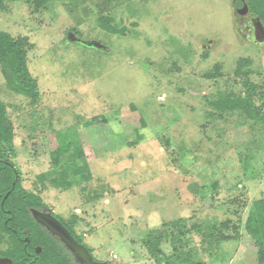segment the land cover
Returning <instances> with one entry per match:
<instances>
[{"label":"rangeland","instance_id":"374dc122","mask_svg":"<svg viewBox=\"0 0 264 264\" xmlns=\"http://www.w3.org/2000/svg\"><path fill=\"white\" fill-rule=\"evenodd\" d=\"M232 1L241 3L50 0L34 9L0 0V31L25 39L38 93L33 101L9 90L0 69L13 129V153H4L21 187L72 222L95 259L257 264L245 235L219 238L234 237L250 202L264 197V122L217 103L248 95L264 117V44L247 39L248 17L236 19ZM101 17L123 33L104 29ZM62 171L65 188L52 182ZM149 236L160 238V252Z\"/></svg>","mask_w":264,"mask_h":264},{"label":"trees","instance_id":"16d2710c","mask_svg":"<svg viewBox=\"0 0 264 264\" xmlns=\"http://www.w3.org/2000/svg\"><path fill=\"white\" fill-rule=\"evenodd\" d=\"M33 3L34 9H39L44 6L50 0H29ZM247 1V0H246ZM245 1V2H246ZM262 11L260 13L251 12L256 17L259 18L260 22L264 26V0H260ZM247 4V2H246ZM261 10V9H260ZM109 17L99 18L104 29L113 33H123L122 28H116L110 22ZM25 39L19 38L14 39L10 34L0 31V69L1 74L6 82V86L9 90L14 91L23 96L30 97L33 101L38 98V93L36 91L37 84L35 80L29 74L26 65V52H25ZM244 61L249 63L248 59H240L239 62ZM249 70L247 69L243 72L244 75L248 74ZM236 74L242 75V72L238 70ZM246 84V82H245ZM250 84H246L248 86ZM223 100V101H222ZM223 111L229 110H240L243 114L250 119L263 121L264 117L261 114L259 108L255 107L250 96L243 97H222L217 103H221ZM216 103V104H217ZM227 103L228 106L226 105ZM226 108V109H225ZM222 111V110H221ZM13 129L11 121L7 118L5 113V105L0 101V242L2 241L3 232L7 231L9 228L7 226H13L19 229L18 223L25 222L29 219L28 217V207L39 205L43 203L41 197L33 192L26 191L21 187L19 182V172L13 162L7 158V155L4 153V149L9 150L13 153ZM60 154H52V160L54 165H58V159ZM1 163L5 164L8 170L2 169ZM4 170V172H3ZM81 169L74 170L73 174L78 173ZM52 182L54 186H60L65 188L69 186L68 174L66 171H62L60 177L53 178ZM12 183L14 186L12 187ZM6 192H9L7 197L4 198ZM3 200V201H2ZM3 202V203H1ZM6 209L10 210V215L12 217L7 219L9 214L5 211ZM246 215L242 220L241 224L237 222L236 226L233 225V229L236 231L234 237L227 234H221L219 236L220 240L236 239L240 238L241 235H245L244 238H248L251 244L255 248V261L257 264H264V197L254 199L246 208ZM5 221L7 223L5 224ZM207 229L211 231V234L214 233L213 230L217 226L212 222H207ZM223 227H227L228 223L224 222ZM239 225L243 232H239ZM67 226L72 229L74 224L68 222ZM196 226V225H194ZM187 228V226H185ZM199 228V225L196 226ZM188 229V228H187ZM150 237V236H149ZM150 239V240H149ZM147 240L148 247H153L155 253L160 252L158 241L159 237L152 241L150 237ZM17 249V247H15ZM14 253V251H12ZM91 252V250H90ZM11 253V252H9ZM173 261L177 262L176 264H185V262L190 261L191 259L188 256L185 258H180L178 254H172L170 256H164V264H172ZM193 264H202V263H193Z\"/></svg>","mask_w":264,"mask_h":264},{"label":"flooded vegetation","instance_id":"af4514ba","mask_svg":"<svg viewBox=\"0 0 264 264\" xmlns=\"http://www.w3.org/2000/svg\"><path fill=\"white\" fill-rule=\"evenodd\" d=\"M242 4H246V2L241 0L240 4H235L232 1L236 19L248 17L242 25V30L250 41L258 45L264 44V34L258 23V17L251 13L249 9L243 15L238 14L237 7L242 6ZM32 209L39 213L50 212L69 231L73 238L90 252V248L86 246L84 239L76 232L75 228L70 229L67 226L68 221L61 219L47 204L41 202L39 205L28 207L29 219L18 223L17 227L19 229L7 226L9 229L3 232L2 241L0 242V264H81L58 235L51 233L45 226L36 221ZM5 211L9 214L7 219H10L12 217L10 210L6 209ZM6 223L7 221H5ZM13 250L17 252L13 253Z\"/></svg>","mask_w":264,"mask_h":264},{"label":"water","instance_id":"95a60500","mask_svg":"<svg viewBox=\"0 0 264 264\" xmlns=\"http://www.w3.org/2000/svg\"><path fill=\"white\" fill-rule=\"evenodd\" d=\"M248 10V7L246 4H242V6L237 7V12L240 15H243ZM258 23L260 24L262 28V33L264 34V26L260 22L259 18H257ZM71 39L76 40L78 42H81L85 44L86 46L94 47V48H101L103 49L104 46L98 42V41H90V40H84L80 37H75L71 35ZM14 186V183H12V187ZM9 192H6L4 195V198L8 195ZM3 201V200H2ZM34 213V218L37 222L41 223L43 226H45L51 233L58 235L61 240L64 242V244L74 253L76 259L81 264H112L108 261H100L97 259H94L91 252L88 251V249L78 243L73 236L69 233V231L61 224V222L55 218L50 212L47 213H39L35 209H32Z\"/></svg>","mask_w":264,"mask_h":264}]
</instances>
